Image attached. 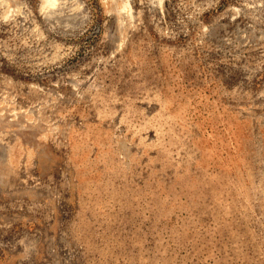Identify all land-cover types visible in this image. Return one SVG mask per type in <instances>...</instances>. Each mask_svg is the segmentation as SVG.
<instances>
[{"label":"rangeland","instance_id":"rangeland-1","mask_svg":"<svg viewBox=\"0 0 264 264\" xmlns=\"http://www.w3.org/2000/svg\"><path fill=\"white\" fill-rule=\"evenodd\" d=\"M0 264H264V0H0Z\"/></svg>","mask_w":264,"mask_h":264},{"label":"bare ground","instance_id":"bare-ground-1","mask_svg":"<svg viewBox=\"0 0 264 264\" xmlns=\"http://www.w3.org/2000/svg\"><path fill=\"white\" fill-rule=\"evenodd\" d=\"M56 1H57V0H45V3H49V5H55ZM123 6H124L125 8H127L126 6L129 7V5H128L127 3H125Z\"/></svg>","mask_w":264,"mask_h":264}]
</instances>
